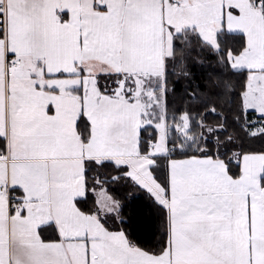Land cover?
<instances>
[{"label": "snow or ice", "instance_id": "1", "mask_svg": "<svg viewBox=\"0 0 264 264\" xmlns=\"http://www.w3.org/2000/svg\"><path fill=\"white\" fill-rule=\"evenodd\" d=\"M0 264H264V0H0Z\"/></svg>", "mask_w": 264, "mask_h": 264}]
</instances>
